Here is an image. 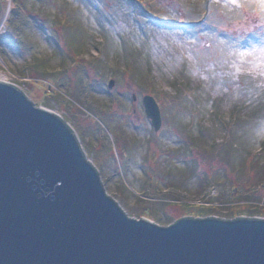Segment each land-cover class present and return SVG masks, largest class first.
<instances>
[{
  "label": "rangeland",
  "instance_id": "1",
  "mask_svg": "<svg viewBox=\"0 0 264 264\" xmlns=\"http://www.w3.org/2000/svg\"><path fill=\"white\" fill-rule=\"evenodd\" d=\"M244 2L0 0V80L70 125L130 217L264 219V21Z\"/></svg>",
  "mask_w": 264,
  "mask_h": 264
},
{
  "label": "water",
  "instance_id": "2",
  "mask_svg": "<svg viewBox=\"0 0 264 264\" xmlns=\"http://www.w3.org/2000/svg\"><path fill=\"white\" fill-rule=\"evenodd\" d=\"M0 264H264V219L130 217L70 125L0 80Z\"/></svg>",
  "mask_w": 264,
  "mask_h": 264
},
{
  "label": "snow or ice",
  "instance_id": "3",
  "mask_svg": "<svg viewBox=\"0 0 264 264\" xmlns=\"http://www.w3.org/2000/svg\"><path fill=\"white\" fill-rule=\"evenodd\" d=\"M218 2V0H217ZM236 0H229V4L235 3ZM242 6L245 7H255L257 8V15L259 16V18L264 21V0H246V2H244L242 4ZM258 51L260 53V64L258 65V67H260L261 69H264V47L260 48V49H254V52ZM253 53H245V52H241L239 53V56L241 58H245L247 56L252 55Z\"/></svg>",
  "mask_w": 264,
  "mask_h": 264
},
{
  "label": "trees",
  "instance_id": "4",
  "mask_svg": "<svg viewBox=\"0 0 264 264\" xmlns=\"http://www.w3.org/2000/svg\"><path fill=\"white\" fill-rule=\"evenodd\" d=\"M203 209L204 208H202L201 210H203ZM144 212H145V213H143L144 215H141L140 218L143 217V216H150V212L151 211H150L149 208H145V211ZM199 213L202 214V213H205V211H200Z\"/></svg>",
  "mask_w": 264,
  "mask_h": 264
},
{
  "label": "bare ground",
  "instance_id": "5",
  "mask_svg": "<svg viewBox=\"0 0 264 264\" xmlns=\"http://www.w3.org/2000/svg\"><path fill=\"white\" fill-rule=\"evenodd\" d=\"M9 14H10V10H8V16H9ZM7 18H8V17H7ZM7 18H6V20L4 21V24L6 23ZM4 24H3V26H4Z\"/></svg>",
  "mask_w": 264,
  "mask_h": 264
}]
</instances>
